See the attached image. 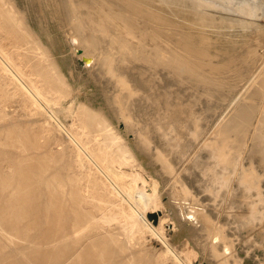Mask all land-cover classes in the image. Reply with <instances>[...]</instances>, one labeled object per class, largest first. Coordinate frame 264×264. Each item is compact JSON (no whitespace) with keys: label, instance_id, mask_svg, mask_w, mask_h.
I'll use <instances>...</instances> for the list:
<instances>
[{"label":"rangeland","instance_id":"rangeland-1","mask_svg":"<svg viewBox=\"0 0 264 264\" xmlns=\"http://www.w3.org/2000/svg\"><path fill=\"white\" fill-rule=\"evenodd\" d=\"M96 1L77 0L76 2L75 0L74 4L77 6L75 8H78L76 9V13L78 14L80 11L79 9H81L82 12L80 11L81 13L78 15L85 16L86 7L88 13L92 8L94 9L96 4H111L112 2V0H105L106 2L104 0ZM60 2L61 0H6L5 3L6 7L10 5L15 13V17H17L22 27L27 31L28 36H26V38L32 39V41L27 43L28 49H24L26 55L33 63H36L38 60L37 53L45 51L49 56V60L56 65L65 81V89L68 90H66L62 100L55 106L56 116L62 122L69 123L72 120L78 104L86 103L87 107L94 109L91 113H95L96 115L95 119H88V123L94 129L103 130L104 137L107 134L105 138L106 141H109L108 132L115 130L119 132L122 137L114 139L113 148H115L117 152H120L122 151L120 148L121 146L122 149H125V152L136 153L139 157L140 164L136 165L135 169L146 179H155L157 191L164 203L163 206L148 209V218L154 224H158L160 215L166 211L168 212V217L163 223L164 235L171 246L176 250H180L184 242H188L187 245L195 249V254L191 258V264H217V260L221 259V257L225 258L224 260L227 261L228 264H264V168L258 163L255 164L247 161L249 152H258L254 149L249 150V146L255 132L260 131L258 125L260 124V118L264 116V90L261 92L253 120L240 146H235L236 141L232 131L226 134L221 129L223 126L222 123H224L223 120H225L223 118L232 114V112L238 108L239 103L242 101H240V99L244 95L243 101L245 102L246 96L248 98L247 93L249 94L250 91L252 92L254 90L252 88H256V86L260 85V78L264 77V0H167V2H171L172 7H170L169 4L164 7L163 2L161 3L159 9H161V12L165 15L166 22L156 21L159 25L152 19L146 20V18H143L144 21L146 20V22H144L140 17L136 18L129 15L131 21H136V24L132 22L134 23V28H136L135 33L137 36L148 28V30H146V35L144 32L142 34L144 35L143 37L139 35L140 37L136 36V38L135 36L132 38L126 36L120 28L114 27L116 24L113 23L108 25L107 32L105 29L95 25L96 18L94 19L93 17H91L90 20H84V29L79 31L73 26V23H70L71 21H68L72 15L71 13L69 15L68 11L64 12V2L62 1V6ZM78 2L81 3L80 7ZM82 3L84 6H81ZM89 4L92 8L88 6ZM203 4L204 7L206 6L205 8L202 7ZM207 4L209 5L207 6ZM120 11H122V9ZM125 11L126 10H124V12ZM65 14H68V19ZM151 21L152 24H156V26H162L159 37H154L153 32L157 28L151 25ZM86 22L89 25H87ZM5 23L4 25L7 29L8 22ZM137 23L139 25H137ZM152 26L155 27L154 30H152ZM138 28L140 32L138 30L137 33ZM140 28L145 30L143 31ZM147 31H149V36H153L154 38H150ZM151 33L152 35H150ZM92 37L97 38L96 48L91 49L83 46L85 41H90ZM14 38L15 37L11 35V33H8L3 40L6 42H14ZM126 39L130 40V43ZM190 41H195V43L193 44ZM183 42L191 48H196L198 46V49L199 47L200 49L205 48L203 50H207L206 52H208V55H206L207 57H204L206 61L198 66L196 70L195 68H191L190 70L188 69L189 67L186 66V68L188 67L187 70L192 73L190 77L188 72L185 74V68H182L183 74L181 70H178L180 73L177 74L178 72L176 70L179 69V67L176 64L170 61H163L164 58L168 57L167 49L170 46L178 47L180 43V46H182ZM143 43L146 47L143 45L141 49L140 47ZM133 44L134 46H132ZM196 44L197 46H195ZM135 45L136 48H134ZM156 47L160 48L161 56L158 54L159 51L158 53L156 52L157 54L154 52L157 51L155 50ZM130 48H132V52ZM152 48L154 51H152ZM103 49L109 50L116 57L115 70L109 69L98 55L100 51H104ZM148 49H150V51H148ZM134 52L135 55H139L135 56ZM142 52L145 53L144 57L146 60H148V54L150 56L156 55L155 57L152 56L151 60L153 61L155 58V60L158 59L157 56H159V59L156 62L154 61V64L153 61L149 59L147 61L148 64L144 67L146 60L144 62L143 59V64L141 63L143 55L141 58L140 55ZM198 54L201 55L200 53ZM198 54L195 57L200 58ZM161 57H163V64L164 62L167 63V67H169L170 63L173 66L176 65L177 68L175 71L177 73H172L170 68H165V64L162 69L161 67H163V64L160 60ZM139 58L140 61L138 60L136 65H138L140 69H138V71H141L140 73L137 71V68H135V63H132ZM149 61H151L152 65ZM159 61H161V64L159 65L158 63L157 66L159 68H157L155 64ZM229 61L231 64H229ZM231 61L235 62L233 63ZM139 62L142 64L143 68H141ZM226 63H228V65ZM153 65L155 66L154 68L152 67ZM178 65L181 69V66L183 67L184 64ZM173 66H171V68H173ZM38 67L42 69L41 73H43L44 77H47L46 72L43 71V69L46 68L41 67L40 63ZM146 68H148V70ZM145 69L147 71H145ZM151 71L152 73H150ZM154 71L156 73H153ZM157 71L159 73H157ZM195 71L196 74H194ZM224 72L229 75L224 74ZM142 74H145L144 76L146 78L148 77L147 81ZM174 74L177 75L175 78H177L178 81L174 80ZM178 75L181 79H179ZM195 75L198 78L195 77ZM200 75L201 77L203 76L205 80L204 86H200V84L204 82ZM227 75L229 77L231 76L230 79ZM150 76L153 79L151 78L149 80ZM193 77H195L194 79H198L196 80V82H199L197 85L196 82L192 83V81H190V79L193 80ZM219 77L220 79H225L223 81H226V84L223 85V81L220 80ZM205 78L210 83H208ZM214 78L215 81L218 79L220 80L217 81L218 83L222 81L223 90H221L220 86V89L216 91L218 93H215L217 96L212 93L215 91V87L217 88L218 86L216 84L217 82L212 83L216 84V86H213V89V87H211V82L213 81H209L214 80ZM144 80L147 82H144V86L149 83L151 84L153 81L156 87L155 88L153 84L147 85L146 88H149L152 94H148L150 92L147 91L148 97L146 96L147 89H143V85L141 87L140 84V81L143 82ZM177 83L180 85V93L182 94V91L184 93L183 97L180 94L182 99H180L177 94V99L180 101L176 100V95L174 94L176 93V89L178 92L180 91ZM207 84L209 89H206L208 87L205 88ZM227 84L228 86H226ZM152 85L153 89L158 93L152 90ZM123 87L128 90L127 94L122 91ZM167 88L168 93L165 90ZM174 88L176 89L173 90ZM170 89L172 93L174 92L172 94L173 98L170 96ZM210 89H212V92ZM154 92L156 95H153ZM224 92L226 95H224ZM161 93L163 97L166 95H168V97L162 98ZM186 94L188 97L187 100L185 98ZM189 95L193 100L196 97V103L191 102L192 99L189 98ZM151 96L158 97V99L155 100L156 102L154 100L152 101L153 97ZM115 97L123 100L124 104L122 110H119L115 106ZM128 98L136 104V106H134L135 104L129 100V102H132L129 103L130 106L133 104L130 110L127 109L126 106ZM197 98L201 99L198 100ZM141 99L145 101V104ZM169 99H172V101H169ZM173 99L176 101L174 104ZM203 99L206 100L203 101ZM149 100H151V102ZM162 100L164 103L161 102ZM181 100H186V103L183 101L184 105L182 108L180 105ZM138 101H140L139 105H137L139 103ZM237 101L239 103L236 105ZM243 101L240 104H242ZM146 102L149 108H146L147 106L145 107V105H147ZM153 102L156 103L155 106L158 105L157 102H159V109L153 107ZM177 102L180 103V106L176 108V106H178ZM10 103L11 106L8 107L10 111L9 117L1 119L0 125L7 126L12 123L18 126L20 130H22V133L18 135L25 137L31 146L29 151L23 152L21 148L16 145L2 143V157L9 163L13 159L21 157L24 153H29L35 164H44L46 169L42 175L43 179L39 183L42 199L46 191V184L44 181L46 177L62 179L66 185L69 186L68 163L70 158L68 152L70 151L68 146L65 145L62 147L61 144H58L55 136H47L38 133L39 120L48 119L56 122L55 118L44 108L38 113H30L20 107L16 101ZM175 103L177 104L176 106ZM141 104L144 106H140ZM169 104L172 107L175 106L178 112L181 111V113L179 112L180 115L178 112H175L176 110L174 108H171V106L169 107ZM163 105L166 110L163 109ZM137 107L138 110L140 109L139 111L142 117L139 116L140 114L138 115L140 112H136ZM144 107L145 110L147 109L146 111L151 109L155 112V116L152 114V111L150 114V110L147 112L150 116H146L145 114V118L149 117L150 119H146V124H144V113H142L141 110L143 109L144 112ZM159 110H162L166 115L162 114V111L159 112ZM210 114H212L211 117H209ZM156 115H159V117L155 118L157 117ZM153 119L155 120L153 121ZM106 124L112 126L113 129H108L106 131ZM149 128H152V130ZM154 129L159 133V136L154 133ZM6 137L7 135L4 132L0 133V140H4ZM123 142H127L129 147L123 145ZM204 145H214V148L219 149V151L215 152V157L212 161L214 167L207 169V173H202L203 180H206L205 184L202 186L204 191L202 194H204L203 197L206 196V198L200 200L198 199L196 186L190 182L185 175L187 172L190 173L192 171L191 165L198 152H206V149L203 150L205 148L203 147ZM173 152L185 153L177 160ZM238 184L240 186L237 188ZM173 198L178 202L182 201L183 209L180 208L178 211L177 208H175ZM192 207L196 208V211L194 210L196 216L199 214V209L205 211L210 225L214 226V242H212V246L209 248L203 249L202 244L198 242L191 231V227L189 226L191 222L183 219V216L189 215L188 211ZM231 211L234 214V218L231 222H227L225 220V215ZM249 213L254 214L253 217H251V222L247 227L241 228L239 231L240 233L237 234L235 232V226L239 223L237 219L241 220L244 214ZM71 217L72 215L68 214V219ZM191 218L194 220L196 217L191 216ZM229 230L232 232L231 234H228ZM163 248L164 244L161 239L148 234L145 241L140 246L129 242L125 253L135 254V264H161L162 252H164ZM165 257H167L164 259L166 260V264L168 262H170L169 264L174 263L170 261L172 259L169 258L168 255H165Z\"/></svg>","mask_w":264,"mask_h":264},{"label":"bare ground","instance_id":"bare-ground-1","mask_svg":"<svg viewBox=\"0 0 264 264\" xmlns=\"http://www.w3.org/2000/svg\"><path fill=\"white\" fill-rule=\"evenodd\" d=\"M62 1L64 2L63 7L65 6L64 9L62 8L64 12L68 11L69 15L70 13L72 15L70 16V19H68V14H65V16L67 15L66 18L68 19V21H71V24L73 23V26L77 30L80 31L81 29H84V20L87 21V19L90 20V18L93 17L94 19L96 18V26L101 27L107 31L108 25L110 23L116 24V26L114 25V27L120 28L122 32L126 34V36H130L131 38L133 36H135L136 38L137 35L135 33L136 28H134L133 26V22H135L136 24V21L132 20V22L130 16L136 18L140 17V19L142 20L143 18H146V20L152 19L155 22H166L165 15L163 14V12H161V9H159V7L162 2L164 4V7H166L167 4L172 7L171 2H167V0H112V2L110 1L111 4L98 2L99 4H96L94 6V9L89 4L88 6L92 8V10L88 12L89 15L87 13V7L85 5L86 12L82 9L86 13L84 15H87L85 17L82 15H78L82 12L81 9H79L81 12L79 11L78 14L76 13V9L78 8H75L77 7L75 6L76 4H74L75 0H61V6L63 4ZM95 1L96 0H94V2ZM5 3L6 0H0V120L9 117L10 111L8 107L11 106L10 102L12 101H16L20 107L30 113H38L44 108L46 111L49 112L52 117L55 118L56 122H53L48 119L39 120L38 133L45 134L47 136H55V139L58 141V144H61L62 147L67 145L70 151L68 152L70 159L68 163L69 186H67L62 179L55 177H53L52 179L50 177H46L44 180L46 184V191L42 199L39 183L43 179L42 175L44 174V170L46 169V167L44 166V164H35L29 153H24L21 157H17L16 159H13L11 162L7 163L5 158H3L1 155L3 152L2 143H10L16 145L20 147L23 152L29 151L31 144L25 137L18 135L19 133H22V130H20L18 126L13 125L12 123L7 126L0 125V133L4 132L7 135L4 140H0V264H135V254L125 253L128 247V243L132 242L133 244L140 246L145 241L146 236L148 234L158 237L164 244V252H162L163 256L161 264H166V260L164 259L167 257H165V255H168V257L172 259L170 261L174 262L173 264H191V258L195 254V249L192 246L190 247V245H187L188 242H184L181 249L176 250L173 246H171V244L168 242L164 235L163 223L164 220L168 217V212L163 211L164 213L160 215L158 224H154L148 218V209L163 206L164 203L162 202L160 195L157 191V184L155 179H146L139 171L135 169V166L140 164L139 157L136 155V153L125 152V149H122L121 146L120 148L122 151L120 152H117L115 148H113L114 139L117 137H122L119 132L117 130L108 132L109 141H106L105 138L107 137V134L104 137L102 132L103 130L100 131L97 128L94 129L88 123V119H95L96 115L95 113H91L94 109L87 107L86 103L78 104L76 111L72 117V120L69 123L62 122L56 116L55 106L62 100L66 90H68L65 89V81L59 73L56 65H54V63L49 60V56L45 51H40V53H37L38 60L36 63H33L32 60L26 55L25 50L28 49L27 43L32 41V39L26 38V36H28L27 31L22 27L17 17H15V13L11 9L10 5L6 7ZM83 3L81 6H84ZM78 4L80 7L81 3L78 2ZM209 4H207V6ZM202 7H204V4ZM119 9H122V11H120ZM124 10H126L127 13L130 14H127L126 11L124 12ZM146 20L143 21L146 22ZM5 22H8L7 29L4 25ZM156 24L159 25V23L157 22ZM156 24H152L151 21V25H154L157 28L153 32V35L154 37H159V35L161 34L162 26H156ZM137 25L139 24L137 23ZM154 26H152V30H154ZM138 30L139 28L137 29V33ZM146 30H148V28H146ZM146 30L144 31L145 35ZM148 32L149 31H147V34L149 36ZM8 33H11V35L15 37L14 42H6L3 40V38H5ZM142 34L139 33V35L143 37L144 35ZM150 35H152V33ZM149 37L152 38L153 36ZM96 40V37H92L90 41H85V44H83V46L91 49L96 48ZM126 40L128 42L130 41L128 39ZM190 42H192L193 44L195 43V41ZM134 44L132 46H134ZM180 44L178 45V47L170 46L167 49L168 57L164 58L167 60H164L163 57H161L160 60L162 61L163 59V61H170L171 63L176 64L179 67V69L176 70L177 66L171 65L170 62V64L168 63L169 67H167V63L164 62V64L166 65L165 68H170L172 70V73H175L177 71L178 73H176L179 74L180 71L178 70H181L183 74L182 68H185V74H187L188 72V75L190 77L192 73L191 71H188L187 68L189 67L188 69L190 70L191 68H195L196 70L198 66L202 65V63L206 61L205 58L207 57L206 55H208V52H206L207 50H203L205 48L200 49L199 47L198 49L197 44L195 45L197 46L196 48H191L189 47V45H185L186 43L184 42L182 46H180ZM143 45L144 43L141 45V49ZM132 48H130V51L132 50ZM134 48H136V45ZM103 50L104 51H100L98 55L102 58L103 62L109 69L115 70L116 57L109 50ZM155 50L157 51H154L152 48V51H154L155 53H158L159 51L158 54L159 56H161L160 48L156 47ZM148 51H150V49H148ZM198 53H200L201 55H199ZM197 54L200 56V58H202L200 59L195 57L197 56ZM144 56L145 53L142 52L140 55V58L142 59V64L143 59L144 62L146 60ZM147 56V59L151 60L152 56L154 55L150 56L148 54ZM159 56H157L158 59ZM140 58L135 60L136 62L131 61L132 63H135V68H137V71L139 67L138 65H136V63L138 60L140 61ZM155 59L154 61L156 62L158 59ZM148 60H146L144 67H146L145 65L148 64ZM151 61H149V63H151ZM161 61L157 62L155 65L157 66L158 63L160 65ZM39 63L41 64V67L46 68L43 69V71L46 72L47 77H44L43 73H41L42 69L38 67ZM142 64L141 68H143ZM164 64L163 67H161L162 69L164 68ZM178 64L184 65L183 67L181 66L180 69V66ZM226 64L228 65V63ZM229 64H231L230 61ZM170 65L173 66L174 72L173 68H171ZM186 66L188 67L186 68ZM152 67L154 68L155 66L153 65ZM148 68L146 69L148 70ZM157 68L159 67L157 66ZM146 69L145 71H147ZM133 71L136 72L135 70ZM152 71L150 73H152ZM153 73L156 72L154 71ZM157 73L159 72L157 71ZM194 74H196V71L194 72ZM224 74L228 73L224 72ZM144 75L143 77L146 78ZM175 76L177 75L174 74V78ZM195 77L197 76L195 75ZM195 77H193V80L190 79L192 83H195L196 80H198L194 79ZM151 78L152 77L150 76L149 80ZM202 78L203 76L201 77V79ZM179 79L181 78L179 77ZM147 80L148 77L146 78V81ZM174 80H177V78H175ZM203 80L204 78L202 79V81ZM220 80L223 81L225 79L221 78ZM146 81H140V84L141 87L143 85V89H147L146 96L148 97V94H151V92L149 91L150 89L146 87L150 83L148 81L149 84L144 86V82L147 83ZM206 81L208 82L207 79ZM209 81H213L211 82V87H213L214 85L216 86V84L218 85V89L216 87L214 89L213 87V89L215 90H213L214 92H212V89H210L213 95L215 93H218L216 91L220 89V86L221 90H223L221 83L222 81L218 83L217 81H215V78L214 80ZM215 82L217 83L212 84ZM197 83L199 82H196V85ZM204 83L205 80L203 83H201L203 85L200 84V86H204ZM151 84L154 85L153 81L151 82ZM224 84H226V81H223V85ZM153 85L152 90H154ZM177 85L179 84L177 83ZM226 86H228V84ZM206 87H208V84L207 86H205V88ZM168 88L165 90L167 91ZM176 88H174L173 90H175ZM178 89H180V85ZM206 89H209V87ZM252 89H254L252 92L249 90L250 95L247 93L248 98L246 96V101H243V97L245 96L244 95L240 99V101L242 100L243 103L240 104L242 101L240 102L238 100L240 102L239 103L237 101L236 103V105L239 103L238 108L235 106L237 109H235L234 107L235 111L232 112L231 110L232 114H229L225 118H223L225 120H223L224 123H222L223 126L221 129L226 134L231 133L230 131H232V134L235 137L236 147L241 145L242 140L245 138L248 132V127L251 124V121L253 120L255 109L258 105L261 92L262 90H264V77L260 78V85ZM122 91L127 94L128 90L123 87ZM147 91H149L150 93L147 94ZM169 91L171 92V89ZM155 92L153 95H156ZM175 92L176 93H173L176 95V100L180 101L179 99H177V96L179 95L180 97L181 89L179 92L176 89ZM173 93L171 92L170 96H172ZM183 94L184 93L182 91V97ZM224 95H226L225 92ZM215 96H217V94H215ZM164 97H168V95ZM164 97L162 94V98ZM154 98L156 97L154 96L152 98V101L158 99V97L156 99ZM185 98L187 100V94ZM189 98L192 99L190 95ZM114 99L115 106L119 110H122L124 104L123 100L118 97H115ZM180 99L182 98L180 97ZM195 99H192L191 102L196 103ZM129 100L131 99H127L126 106L127 109L130 110V107L133 106V104L135 103L131 100L133 104L130 106L129 103L131 101L129 102ZM170 100L172 101V99H169V101ZM186 100H181V104L177 102L178 106H176L177 104L175 103L176 108L180 105L182 108V106L184 105L183 101L186 103ZM204 100L206 99H203V101ZM149 101L151 102V100ZM138 102L139 103L137 105L140 104V101ZM143 102L145 104V101ZM161 102H163V100ZM174 102L176 101L173 99V104ZM157 103L158 105L155 106L156 103H154L153 107H157V109H159L158 106H160V104L159 102ZM148 104L145 105V107L147 106L146 108H149ZM134 106H136V104ZM140 106H142V104ZM140 106L138 107L141 108ZM170 106L171 105L169 104V107ZM175 106H171V108L175 109ZM138 107L136 109V112H140V109L138 110ZM163 109L166 110L165 106ZM141 110L142 113H144V118L145 114L146 116L149 115L147 114L149 110L150 114L152 111V114H154L155 116V112L151 109H149L148 111H146V109L144 112L143 109ZM162 110H159V112ZM177 110L175 111L176 113L178 112ZM163 111L162 114L166 115V113H163ZM179 112L181 113V111ZM138 115L141 116V112L138 113ZM159 115H156L157 117L155 118H158ZM211 115L212 114H210L209 117H211ZM147 118L149 119V117ZM147 118H145L144 124H146ZM154 120L155 119H153V121ZM108 124L105 125L106 131L108 129H113L112 126H108ZM154 128L157 129L156 127ZM258 128L260 129V131L255 132L249 146V150L254 149L258 152H249V154L247 155V161L255 164L258 163L260 166H262V168H264V116L260 118V124L258 125ZM155 129L154 133L158 134L159 136V133ZM150 130H152V128ZM122 144L126 147H129L127 142H123ZM203 147L205 148L202 149H206V152H198L191 165L192 171L190 173L187 172L185 175V177L188 178V180L196 186L198 192V199L200 200L206 198V196L203 197L204 194H202L204 192L202 186L205 184L206 181L203 180L202 173H207V169L214 167L212 161L215 157V152L219 151V149L214 148V145H204ZM184 153L185 152H173L177 160H179ZM239 186L240 185L238 184L237 188ZM173 200L175 208H177V210L179 211V209L182 208V201L178 202L175 198H173ZM194 210L196 211V208L192 207L188 211L189 215L183 216V219H186L188 220V222H191L189 223L191 231L194 237L198 240V242L202 244L203 249L209 248L212 246V242H214V226L210 225L207 213L205 211L199 209L198 212L200 215L198 214L196 216V212ZM68 214L72 215L70 219H68ZM253 215V213L244 214L241 220L237 219V221L239 222L235 226V232L237 234L240 233L239 231L241 230V228L247 227V225L251 222V217H253ZM191 216H195L196 218L193 220ZM233 218L234 214L232 213V211L225 215V220L227 222H231ZM229 233L231 234L232 232H230L229 230L228 234ZM214 247L216 248L215 244ZM224 259L225 258L223 257H221V259H218L217 264H228L227 261H225ZM169 263L170 262H168L167 264Z\"/></svg>","mask_w":264,"mask_h":264}]
</instances>
